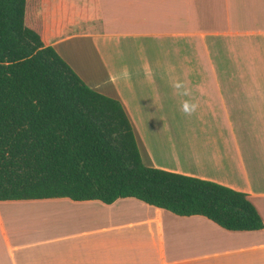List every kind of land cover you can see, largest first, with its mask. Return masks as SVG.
Masks as SVG:
<instances>
[{
	"label": "crops",
	"instance_id": "0c3cea01",
	"mask_svg": "<svg viewBox=\"0 0 264 264\" xmlns=\"http://www.w3.org/2000/svg\"><path fill=\"white\" fill-rule=\"evenodd\" d=\"M90 2L96 14L71 17L51 45L122 102L144 164L246 193L264 221V0ZM19 208L39 225L5 227L2 210ZM0 264H264V229L227 231L131 198L7 201Z\"/></svg>",
	"mask_w": 264,
	"mask_h": 264
},
{
	"label": "trees",
	"instance_id": "16d2710c",
	"mask_svg": "<svg viewBox=\"0 0 264 264\" xmlns=\"http://www.w3.org/2000/svg\"><path fill=\"white\" fill-rule=\"evenodd\" d=\"M52 0H0V202L136 199L227 231H259L249 195L147 167L118 99L89 87L51 40L70 19Z\"/></svg>",
	"mask_w": 264,
	"mask_h": 264
},
{
	"label": "rangeland",
	"instance_id": "374dc122",
	"mask_svg": "<svg viewBox=\"0 0 264 264\" xmlns=\"http://www.w3.org/2000/svg\"><path fill=\"white\" fill-rule=\"evenodd\" d=\"M93 6L92 12H90V7ZM47 10H56L58 14H62V16H66L70 19L71 17L78 19L79 17L90 18L93 14H96V4L91 3L90 0H52L50 3L46 4L44 7V12ZM158 85V87H157ZM155 86L154 91L158 93L159 98V106L165 112V91L162 85L157 84ZM161 91V93H160ZM164 92V93H163ZM154 130V128H152ZM163 131V128H158ZM151 133V132H150ZM153 134H159L154 131ZM162 134V133H161ZM32 209V208H31ZM4 212L5 220L4 225L5 227H9L15 229V231L24 232L26 229L32 224V226L39 225L40 216L38 211L28 212L25 211L23 208H19L13 212V214ZM6 213V214H5ZM31 213H34L33 216ZM31 222V223H30ZM45 222V221H44ZM209 227V225H207ZM8 229V228H7Z\"/></svg>",
	"mask_w": 264,
	"mask_h": 264
},
{
	"label": "clouds",
	"instance_id": "9594fccd",
	"mask_svg": "<svg viewBox=\"0 0 264 264\" xmlns=\"http://www.w3.org/2000/svg\"><path fill=\"white\" fill-rule=\"evenodd\" d=\"M185 95H187V93H184ZM196 105L195 104H189L187 101L185 102V105L182 106V111L186 114V115H191L193 112H195L196 110Z\"/></svg>",
	"mask_w": 264,
	"mask_h": 264
}]
</instances>
